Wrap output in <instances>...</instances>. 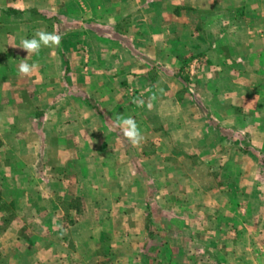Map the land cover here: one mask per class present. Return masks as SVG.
<instances>
[{
    "label": "crops",
    "instance_id": "crops-1",
    "mask_svg": "<svg viewBox=\"0 0 264 264\" xmlns=\"http://www.w3.org/2000/svg\"><path fill=\"white\" fill-rule=\"evenodd\" d=\"M27 10L59 17L69 33L93 24L122 27L85 28L83 48L76 42L62 50L59 42L32 54L22 47L23 40L38 39L28 23L0 24V225L6 222L0 264H86L78 250L93 242L91 225L75 221L83 217L112 221L113 242H98L103 251H116L112 264H142L133 255L150 234L181 238L189 231L188 212L165 210V225L147 224L156 218L157 195L148 188L157 184L153 171L162 165L163 184L171 187L182 171L172 160L179 154L209 155L212 167L205 169L219 175L208 181L217 193L210 225L200 228L207 241L197 244L214 255L180 264H264L259 257L236 260V249H264V243L237 246L232 226L240 183L235 132L243 130L246 149H264V0H0L1 13ZM21 63L37 68L25 75ZM191 64L195 76L184 81ZM9 65L14 69L6 73ZM128 118L138 142L124 134L121 122ZM135 149H165L170 157L158 163L153 158L160 153L152 150L151 165L147 158L140 165ZM143 169L152 178H143L146 197L137 179ZM171 197L165 193L163 200Z\"/></svg>",
    "mask_w": 264,
    "mask_h": 264
},
{
    "label": "rangeland",
    "instance_id": "rangeland-1",
    "mask_svg": "<svg viewBox=\"0 0 264 264\" xmlns=\"http://www.w3.org/2000/svg\"><path fill=\"white\" fill-rule=\"evenodd\" d=\"M15 12L16 13L14 14H5L0 12V24L9 19L8 24L5 26L6 29H9L11 27L10 24L18 27L19 23H21V26H23L25 23H28L29 28H31V30L35 31L36 33L45 32L48 34L58 35L60 36V44L62 50L66 48L67 50H69L70 46L76 42L77 47L83 48L84 46H86L84 44V42H86L85 35L87 33L85 28L98 31L101 30L100 32L107 30L106 33H114L115 28L119 30L122 27L121 24L119 25L120 27H113L112 25L100 26L93 24L90 27H72V29H70L71 32L69 33L68 27H64L60 24L59 17L51 16L47 18L45 16L46 18H41V15H39V13L28 10L21 13L20 11ZM75 29H77V31H74ZM65 33L67 34L65 35ZM82 61L83 59L79 60L78 62L80 66H82L84 63ZM193 66V64L189 65L188 67L186 66V73L182 75L184 81L191 82L193 80V77L195 76V73H193L195 72ZM5 69L7 73L8 71L14 69V66L9 65L8 67H5ZM233 138H235V141L237 143V149H235V155L238 157V160L236 161V174L238 180L240 181V183L235 186L239 201L236 202V205H233L234 209L236 210V216L234 220L235 224L232 226L237 231L234 237L237 238V242H239L237 243V246L239 245L240 247L243 245L244 241H251V243H255V245L257 246L261 242V245H263L264 220L258 221V219L254 218V215H258L260 211L264 214V149H246L248 143H246L247 139L244 137L243 130L236 131ZM152 150L156 151L157 149H135L136 162L142 165V163L146 162L147 158V160L150 162L146 163L148 165H151V157H149V155ZM157 151H159L160 155L158 154L156 158H153V161L163 164L165 162V159H167V157L169 158L170 156H166L164 152L165 149H159ZM172 158V160L177 162L178 168L179 165L182 166V171H178L179 175H177V177L173 180V185H171V187L169 188L163 184V181H168L167 173L165 169H163V166L161 165V167L156 169V171H153L156 175L155 179L157 184H155V186L150 185L148 186V188L152 191V194L155 193L157 195L156 202L154 203L156 218L154 217L153 220L149 218L147 224L149 223L148 226H150V228H153L154 225H165L166 222L163 218L165 210L172 211L173 215H179L178 211H181L182 215L188 212V215L191 214L188 219L189 231L188 233L183 234L184 238H179L178 235L176 237H173L164 233H153L154 236L150 234L151 238H148V240L145 239L146 242L143 245L144 247H140L139 250H135V254L133 255V257H136L137 260H142V264H146V262L149 263L152 259H157L155 264H165L164 261L166 260L171 261L168 264H180V261H183L185 263L186 259H189L190 261L195 257L200 259L201 256H206L211 259L214 255L213 251L210 250V247H207L208 249H205L203 246V248L201 249L197 246V244H200L201 240L207 241L203 239L204 234H201L202 232L200 228L205 230L210 225L209 223L211 221V218H208V215H210L209 213H211L213 210V205L211 204L213 203L216 197L215 195L217 193L215 191L216 184L214 185L213 183L216 182L219 177L218 171L215 169H205V167L207 166H210V168L212 167V162H210L211 157L209 155H206V157H198L197 155L179 154L175 156V158L174 156H172ZM139 168L141 167L139 166ZM150 173L151 172H149V174ZM248 173L249 176L245 179V176ZM135 174L138 175L136 172ZM138 177L139 178L137 179L139 182L140 190L139 193L146 197L147 186H143V178H150V176L143 169V171H140ZM211 178L214 179L213 183L208 182L209 180H211ZM243 179L249 184L243 186ZM150 180H152V178H150ZM201 184L202 186H200ZM200 188L205 189L203 190L204 193L200 192ZM135 189H137V186H135ZM165 193H168L172 196L171 199H168V201L163 200V195ZM180 194H182L181 200L180 198L174 199L175 197H180ZM202 194H205L207 196H205L206 198L203 200V203ZM248 196L250 197V199H248ZM257 196L259 197V200H257ZM244 197H246L247 200H245ZM260 200H262L263 202H260ZM75 204L81 205V202L75 201ZM3 210L11 211V207H4ZM135 216H137L136 212ZM80 220L82 221L83 228L91 225V227L87 228L91 229V234L89 235V237L91 239V242H93L91 244H83L79 248L78 251L81 256V260H85L86 264H105V261H107L106 264H112L110 260L115 259L116 251H112L110 249L103 251V249H101L103 247L101 246L102 243H98L107 241L113 242L114 235L107 234V227L108 225H112V221L107 222V218L105 217H93V219L83 217L82 219H76L75 221L77 222ZM171 220V223H175V221L177 222L176 224L179 223L177 217L172 218ZM85 221L87 222L86 226L83 224ZM167 221H170V219ZM5 224L6 222L1 223L0 228H2ZM92 224L94 225V227L92 226ZM135 224L139 226L140 220L135 218ZM245 228L251 231V234L249 235L250 239H248L249 237L247 235L244 236L243 230ZM136 231L138 232V229H135V233ZM139 237L140 234H135V241ZM244 238L247 240H244ZM153 242L161 243L158 246H153V244L151 246H148V243ZM181 242L183 243L182 247L180 246ZM138 243L139 242L136 241V244ZM111 244L109 245L112 246ZM112 247L114 249V246ZM234 253L236 260H238V258H241L243 255V257L246 259L255 257L264 258V249H236ZM101 257H104L105 260H99L101 259ZM123 258L126 257L124 256ZM231 258H233V256ZM88 260H90V262ZM99 261L102 262L100 263Z\"/></svg>",
    "mask_w": 264,
    "mask_h": 264
},
{
    "label": "clouds",
    "instance_id": "clouds-1",
    "mask_svg": "<svg viewBox=\"0 0 264 264\" xmlns=\"http://www.w3.org/2000/svg\"><path fill=\"white\" fill-rule=\"evenodd\" d=\"M37 38H33L31 40H23L22 47L23 49L27 50V53H38L42 46H50V45H59L60 36L48 34L45 32H37ZM37 65L35 64H28V63H21L19 65V71L22 74L30 75L35 69ZM123 126H126L125 135L132 140L133 142H138L140 139V133L137 129L135 121L131 118L125 119L122 122Z\"/></svg>",
    "mask_w": 264,
    "mask_h": 264
}]
</instances>
